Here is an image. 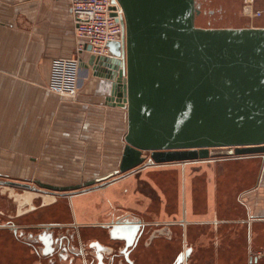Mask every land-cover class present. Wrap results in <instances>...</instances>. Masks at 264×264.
Returning a JSON list of instances; mask_svg holds the SVG:
<instances>
[{"label": "crops", "instance_id": "obj_1", "mask_svg": "<svg viewBox=\"0 0 264 264\" xmlns=\"http://www.w3.org/2000/svg\"><path fill=\"white\" fill-rule=\"evenodd\" d=\"M75 47L69 0H0V180L84 185L119 168L127 117L108 104L112 82L91 68L74 99L47 88L53 60L72 57ZM126 183L132 214L167 231L136 264H171L185 248L186 264H264L263 155L162 164ZM54 206L22 219L66 218ZM29 260L0 228V264Z\"/></svg>", "mask_w": 264, "mask_h": 264}, {"label": "water", "instance_id": "obj_2", "mask_svg": "<svg viewBox=\"0 0 264 264\" xmlns=\"http://www.w3.org/2000/svg\"><path fill=\"white\" fill-rule=\"evenodd\" d=\"M117 1L125 41L87 63L112 82L108 104L126 111L119 168L84 185L0 180L1 188L54 195L137 167L264 156V27H198V0Z\"/></svg>", "mask_w": 264, "mask_h": 264}, {"label": "flooded vegetation", "instance_id": "obj_3", "mask_svg": "<svg viewBox=\"0 0 264 264\" xmlns=\"http://www.w3.org/2000/svg\"><path fill=\"white\" fill-rule=\"evenodd\" d=\"M159 165L162 164L130 169L87 189L81 187L55 192L54 195L30 191L25 200L33 204L28 207L20 203L22 195L19 197L15 193L14 197H19L21 201L13 210V215L10 210L5 212L8 215L0 219V228L10 231L20 242L22 249L30 256L27 264H136L138 256L149 248L152 241L165 238L163 236L167 231L158 230L135 217L132 214L133 206L125 203L133 191V185L120 184L144 168ZM39 197L44 200L40 202ZM34 200L38 203L35 204ZM80 200L82 202L78 205ZM49 206L60 208L66 218L50 216L32 222L22 219L30 212L39 216L38 213ZM80 217L86 219L76 220ZM189 251L185 248L171 264H186Z\"/></svg>", "mask_w": 264, "mask_h": 264}, {"label": "built area", "instance_id": "obj_4", "mask_svg": "<svg viewBox=\"0 0 264 264\" xmlns=\"http://www.w3.org/2000/svg\"><path fill=\"white\" fill-rule=\"evenodd\" d=\"M254 3L255 0H243V10L250 17H261L263 12L255 9ZM69 14L74 25V54L53 60L47 88L61 97L74 99L92 68L83 56L109 57L108 43L123 45L124 13L117 0H69Z\"/></svg>", "mask_w": 264, "mask_h": 264}, {"label": "rangeland", "instance_id": "obj_5", "mask_svg": "<svg viewBox=\"0 0 264 264\" xmlns=\"http://www.w3.org/2000/svg\"><path fill=\"white\" fill-rule=\"evenodd\" d=\"M201 5V13L196 18V26L204 28H240V27H256V25H264V0H255L254 8L259 9L263 12L261 17H250L246 15L243 10V0H198ZM260 27V26H259ZM264 27V26H263ZM144 155H149L144 153ZM21 183L30 184L31 186L38 187L36 182L31 181H22ZM6 188V189H5ZM12 190H16L15 192ZM25 194V198L28 195V191L22 190L21 188L14 187H0V210L3 212V216L9 210L11 215L14 212L12 209V203L15 200L13 195ZM13 196V197H12ZM22 199L20 202L23 205L33 204L32 201ZM27 201V203H26ZM34 203L37 204L38 201L34 200ZM14 205H18V202ZM6 212V213H5ZM1 213V214H2ZM16 220V219H15Z\"/></svg>", "mask_w": 264, "mask_h": 264}, {"label": "bare ground", "instance_id": "obj_6", "mask_svg": "<svg viewBox=\"0 0 264 264\" xmlns=\"http://www.w3.org/2000/svg\"><path fill=\"white\" fill-rule=\"evenodd\" d=\"M124 57H125V56H124ZM119 59H120V61L123 60V59H122V56H120ZM124 60H125V58H124ZM20 195H22V197H21L22 199L25 198V194H22V193H21ZM13 196H14V195H13ZM19 197H20V196H19ZM19 197H15L16 200H14V202L12 203V206H13V207L15 206L14 204H15L16 202H19V200H21V199H19ZM39 198H40V202H42V201L44 200V199H42V197H39ZM29 199H30V198H29Z\"/></svg>", "mask_w": 264, "mask_h": 264}]
</instances>
